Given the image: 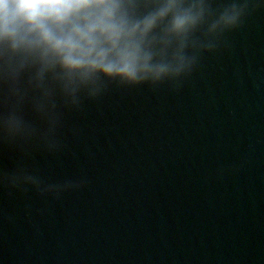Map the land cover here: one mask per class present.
<instances>
[{
  "label": "water",
  "instance_id": "water-1",
  "mask_svg": "<svg viewBox=\"0 0 264 264\" xmlns=\"http://www.w3.org/2000/svg\"><path fill=\"white\" fill-rule=\"evenodd\" d=\"M27 153L0 143V172L79 186L0 183V264H264V8L178 87L110 86Z\"/></svg>",
  "mask_w": 264,
  "mask_h": 264
},
{
  "label": "clouds",
  "instance_id": "clouds-1",
  "mask_svg": "<svg viewBox=\"0 0 264 264\" xmlns=\"http://www.w3.org/2000/svg\"><path fill=\"white\" fill-rule=\"evenodd\" d=\"M264 0H0V143L52 153L64 116L110 86H179ZM22 157V158H23ZM0 183L53 196L18 163Z\"/></svg>",
  "mask_w": 264,
  "mask_h": 264
}]
</instances>
